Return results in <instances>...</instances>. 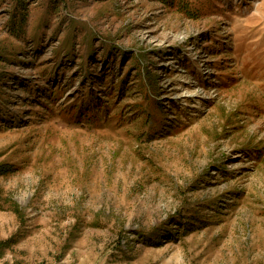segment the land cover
<instances>
[{
    "label": "rangeland",
    "instance_id": "obj_1",
    "mask_svg": "<svg viewBox=\"0 0 264 264\" xmlns=\"http://www.w3.org/2000/svg\"><path fill=\"white\" fill-rule=\"evenodd\" d=\"M0 264H264V0H0Z\"/></svg>",
    "mask_w": 264,
    "mask_h": 264
}]
</instances>
